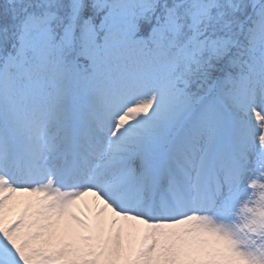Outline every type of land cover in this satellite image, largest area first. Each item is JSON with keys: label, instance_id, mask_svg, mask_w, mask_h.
<instances>
[{"label": "snow or ice", "instance_id": "1", "mask_svg": "<svg viewBox=\"0 0 264 264\" xmlns=\"http://www.w3.org/2000/svg\"><path fill=\"white\" fill-rule=\"evenodd\" d=\"M0 264H264V0H0Z\"/></svg>", "mask_w": 264, "mask_h": 264}, {"label": "bare ground", "instance_id": "2", "mask_svg": "<svg viewBox=\"0 0 264 264\" xmlns=\"http://www.w3.org/2000/svg\"><path fill=\"white\" fill-rule=\"evenodd\" d=\"M16 211H19V208H17Z\"/></svg>", "mask_w": 264, "mask_h": 264}]
</instances>
